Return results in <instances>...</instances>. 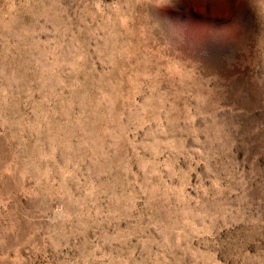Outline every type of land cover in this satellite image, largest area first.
I'll use <instances>...</instances> for the list:
<instances>
[{
  "label": "rangeland",
  "instance_id": "374dc122",
  "mask_svg": "<svg viewBox=\"0 0 264 264\" xmlns=\"http://www.w3.org/2000/svg\"><path fill=\"white\" fill-rule=\"evenodd\" d=\"M0 264H264V0H0Z\"/></svg>",
  "mask_w": 264,
  "mask_h": 264
}]
</instances>
